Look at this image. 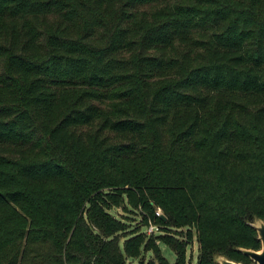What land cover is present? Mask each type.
<instances>
[{"label":"trees","instance_id":"1","mask_svg":"<svg viewBox=\"0 0 264 264\" xmlns=\"http://www.w3.org/2000/svg\"><path fill=\"white\" fill-rule=\"evenodd\" d=\"M256 217L264 0H0V264H253Z\"/></svg>","mask_w":264,"mask_h":264},{"label":"rangeland","instance_id":"2","mask_svg":"<svg viewBox=\"0 0 264 264\" xmlns=\"http://www.w3.org/2000/svg\"><path fill=\"white\" fill-rule=\"evenodd\" d=\"M108 210L110 211V213L112 215L121 219L122 223L125 226H127V228H129V229H133L135 226L141 225V218L138 217V214L136 213V211L134 209L128 210V209L123 208L122 206H118V207L108 208ZM258 219L259 218L256 217L252 223L259 224ZM142 230L145 232L147 231L145 226L142 227ZM168 230H170L171 233L179 234V236L181 237L184 233L185 228L172 227V229H168ZM121 235L122 234L119 235V237L121 239L120 244H121V246H123V239L121 238ZM160 247L162 250V254L169 260V262L171 264H173L176 260V253L173 251V249L171 247H169L168 245L163 244V243H160ZM198 254H199V245H198L197 239L195 237L193 242L188 246L187 263L186 264H197ZM153 257H154V255L152 252H146L144 254V256L142 257V259H144V262H148V261L152 260ZM139 261H140V259L127 258V260H125V264H139Z\"/></svg>","mask_w":264,"mask_h":264},{"label":"water","instance_id":"3","mask_svg":"<svg viewBox=\"0 0 264 264\" xmlns=\"http://www.w3.org/2000/svg\"><path fill=\"white\" fill-rule=\"evenodd\" d=\"M162 218L166 221L167 217L165 215L162 216ZM259 224L251 223L258 231L259 238L262 242V248L260 250H254V249H246L242 248L241 251H243L246 255H248L256 264H264V221L262 219H258ZM216 261L220 264H242L241 262H236L234 260H231L225 256H217Z\"/></svg>","mask_w":264,"mask_h":264},{"label":"built area","instance_id":"4","mask_svg":"<svg viewBox=\"0 0 264 264\" xmlns=\"http://www.w3.org/2000/svg\"><path fill=\"white\" fill-rule=\"evenodd\" d=\"M156 215L163 216V212L161 208H157ZM146 229H147L146 231L147 234H154L160 231L159 226L156 225L153 221H149V224L148 226H146Z\"/></svg>","mask_w":264,"mask_h":264},{"label":"flooded vegetation","instance_id":"5","mask_svg":"<svg viewBox=\"0 0 264 264\" xmlns=\"http://www.w3.org/2000/svg\"><path fill=\"white\" fill-rule=\"evenodd\" d=\"M254 264H256V263L254 262Z\"/></svg>","mask_w":264,"mask_h":264}]
</instances>
